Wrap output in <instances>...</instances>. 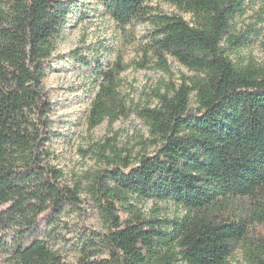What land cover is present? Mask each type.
Instances as JSON below:
<instances>
[{
    "label": "trees",
    "instance_id": "16d2710c",
    "mask_svg": "<svg viewBox=\"0 0 264 264\" xmlns=\"http://www.w3.org/2000/svg\"><path fill=\"white\" fill-rule=\"evenodd\" d=\"M121 29L152 26L144 54L169 73L170 56L192 72L132 109L119 91L121 58L97 67L91 130L131 113L148 127L134 161L107 139L97 144L105 168L85 190L106 226L79 246L76 264H229L241 248L264 264V68L231 58L246 44L232 21L264 0H166L190 21L148 0H100ZM68 7L65 0H0V260L67 264L41 238L39 221L80 205V186L52 164V105L43 86ZM232 51L227 53V48ZM142 66V65H141ZM194 107H191V99ZM167 202L172 219L138 204ZM106 253L105 258H99Z\"/></svg>",
    "mask_w": 264,
    "mask_h": 264
},
{
    "label": "rangeland",
    "instance_id": "374dc122",
    "mask_svg": "<svg viewBox=\"0 0 264 264\" xmlns=\"http://www.w3.org/2000/svg\"><path fill=\"white\" fill-rule=\"evenodd\" d=\"M68 14L62 27L46 76L42 83L48 93L52 110L50 119L54 136L51 140L52 164L63 174L62 181L69 186H80V205L69 208L51 222L43 214L39 221V236L48 241L67 264L78 261L79 246L92 233L106 232L95 203L85 191L91 174L105 168L97 144L110 139L117 149H125L133 161L153 147H146L148 127L135 112L121 117L112 125L104 120L89 130L87 123L90 102L97 90V67H105L121 58L126 69L119 76V91L126 103H156L155 92L179 82L181 74L192 72L172 57H167L169 73L159 69L150 52L144 54L152 26L146 21H134L121 30L104 13L100 0H65ZM147 4L164 14H177L190 21V15L179 12L166 0H148ZM191 22V21H190ZM230 31L246 44L240 46L231 58L237 63H254L264 68V1L249 5L231 24ZM232 50L228 47L227 53ZM142 65V66H141ZM191 99V107H194ZM138 207L147 215L172 219L182 210L167 202L147 200ZM106 253L99 258H105ZM0 264H5L0 260ZM229 264H249L241 248L229 258Z\"/></svg>",
    "mask_w": 264,
    "mask_h": 264
}]
</instances>
